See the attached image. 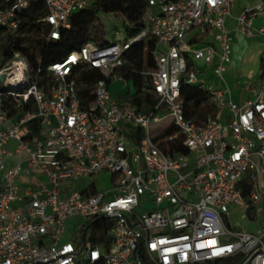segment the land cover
Segmentation results:
<instances>
[{
	"label": "built area",
	"instance_id": "built-area-1",
	"mask_svg": "<svg viewBox=\"0 0 264 264\" xmlns=\"http://www.w3.org/2000/svg\"><path fill=\"white\" fill-rule=\"evenodd\" d=\"M37 1L44 13L27 24ZM90 3L0 0V43L33 27L56 42ZM232 3L145 0L134 36L119 17L114 39H90L34 74L19 50L0 64V264H264V67L250 97L227 99ZM258 16L264 0L241 8L238 30L251 35ZM149 38L154 68L141 74L155 104L142 113L114 99L110 85L123 80L127 52ZM90 70L103 77L83 106L78 78ZM182 83L209 92L221 118L200 125L186 118ZM29 102L34 110L9 117L8 104L18 110ZM36 118L38 137L30 129ZM165 121L177 130L165 141L182 136L186 154L160 149V131L151 128ZM102 175L110 177L106 190L72 186ZM68 219L77 223L69 228Z\"/></svg>",
	"mask_w": 264,
	"mask_h": 264
},
{
	"label": "trees",
	"instance_id": "trees-1",
	"mask_svg": "<svg viewBox=\"0 0 264 264\" xmlns=\"http://www.w3.org/2000/svg\"><path fill=\"white\" fill-rule=\"evenodd\" d=\"M144 8L145 0H95L86 9L75 13L71 17L70 28L60 30V38L58 41L46 43L45 39L41 36L40 28L33 27L23 36L7 38L2 44L3 55L7 60L13 51H22L26 54L31 72L34 74L38 66L45 68L48 64L61 60L69 51L78 49L88 40L92 39L95 41V34L93 35L89 30L91 26H95L98 29V38L102 39L106 32L98 18L99 13L118 15L125 23L124 28L128 36L136 35L141 27ZM43 13L44 6L42 2H34L26 14L25 23L33 22ZM104 43L107 42L104 41ZM155 45L156 42L152 38H149L145 43L135 45L126 54L125 66L118 70V74L122 79L126 82L132 81L135 88L134 94H127L122 105L135 106L142 113L152 111L155 104L154 98L147 92L145 77L141 74L144 70L154 68L152 52ZM38 59L40 60L39 64L37 62ZM261 65L264 67V61L261 62ZM102 77V74L97 70L82 71L79 73L78 80L84 84L79 93L80 98L83 100V106L92 102V84ZM179 99L183 106L185 117L198 125L202 124L208 116L217 118L219 115L211 94L195 86L182 83ZM7 108L10 118L21 114L24 110H34L32 102H29L28 105H23L18 110L11 104H8ZM30 129L31 136L38 137L40 135L38 118L30 123ZM176 132L175 126L168 124L155 138L163 153L167 155L187 153L185 147L182 145V136L177 135L173 140L165 141L167 136H172ZM141 135V129L137 128L134 131V138L140 139Z\"/></svg>",
	"mask_w": 264,
	"mask_h": 264
},
{
	"label": "crops",
	"instance_id": "crops-1",
	"mask_svg": "<svg viewBox=\"0 0 264 264\" xmlns=\"http://www.w3.org/2000/svg\"><path fill=\"white\" fill-rule=\"evenodd\" d=\"M254 0H233L231 16L226 20V26L230 30L232 43L230 63L225 72L227 86V99L240 103L251 96L250 89L259 84L264 61V35L257 31L264 26V16H258L251 22L252 34L246 35L238 30L236 16L245 5L253 4ZM213 75L207 72V78L212 79ZM10 147L15 145L14 141L9 142Z\"/></svg>",
	"mask_w": 264,
	"mask_h": 264
},
{
	"label": "rangeland",
	"instance_id": "rangeland-1",
	"mask_svg": "<svg viewBox=\"0 0 264 264\" xmlns=\"http://www.w3.org/2000/svg\"><path fill=\"white\" fill-rule=\"evenodd\" d=\"M95 0H91V2H93ZM234 5H232L233 8ZM98 18L100 20V22L103 24L104 30L106 32L105 36L102 39H106L107 40H112L114 39V36L112 35V31L115 27L119 28V30H121L122 28V22L120 21V18L118 15H112V14H105V13H99L98 14ZM89 30L91 31V33H93V35L95 34V42H100L102 41V39L98 38V29L95 26H91L89 28ZM5 32H0V37H4L5 36ZM6 62V59L3 55V45L2 43H0V64H4ZM110 92L111 95L113 96L114 99H116L117 101H119L120 103L123 104V100L127 97V94L132 95L135 92V88L133 86L132 81L126 82L125 80H120L117 82H113L110 85ZM160 117L162 119L166 118L168 116V111L163 110L162 112H160ZM221 113H219V117L221 118ZM166 121L163 123H160L154 127L151 128L152 132H158L161 131L162 129L165 128L166 126ZM137 128L134 129V131ZM89 185H94L95 188L100 191V190H106L108 188H110L111 186V181H110V177L109 175H102L100 177H95V178H81L79 180H77L76 182H74L72 184L73 188L75 190H82L85 187L89 186ZM232 221L233 222H237L240 221L239 220V216L237 214H234L232 216ZM72 223H77V219H68L67 221V225L70 228Z\"/></svg>",
	"mask_w": 264,
	"mask_h": 264
},
{
	"label": "water",
	"instance_id": "water-1",
	"mask_svg": "<svg viewBox=\"0 0 264 264\" xmlns=\"http://www.w3.org/2000/svg\"><path fill=\"white\" fill-rule=\"evenodd\" d=\"M1 80H3V76L1 77Z\"/></svg>",
	"mask_w": 264,
	"mask_h": 264
}]
</instances>
